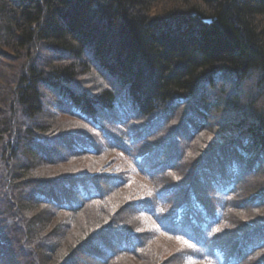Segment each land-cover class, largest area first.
<instances>
[{
  "label": "trees",
  "instance_id": "obj_1",
  "mask_svg": "<svg viewBox=\"0 0 264 264\" xmlns=\"http://www.w3.org/2000/svg\"><path fill=\"white\" fill-rule=\"evenodd\" d=\"M162 2L0 0V264H39L33 255L43 264L72 263L71 256L96 264L139 245L143 251L134 256L146 253L152 264H167L164 256L141 248L152 227L141 228L123 215L129 204L112 195L113 177L81 180L68 167L58 174L50 170L69 156L98 151L64 128L77 120L54 125L50 111L69 113L100 132H107L106 117L122 125L130 118L160 116L169 131L184 125L190 137L188 150L183 146L186 156L196 148L192 165L185 166L194 167L192 181L181 186L170 180L178 168L161 161L168 155L163 146L157 153L134 154L132 164L143 178L151 177L147 171L154 161L156 168L167 165L156 175H167L165 189L141 201L136 214H145L160 232L202 247L193 257L201 254L214 264H243L264 249V219L246 230L232 225L234 233L242 232L212 242L210 230L216 233L225 222L204 227L212 215L193 183L202 174L211 188L225 193L239 190L240 180L255 172L241 193L264 204V0H171L164 12H156ZM88 74L89 82H100L85 90L71 85ZM209 130L221 135L201 138ZM112 140L109 146L138 152ZM96 203L115 210L84 222L76 233L71 232L76 222L69 227L51 217V210L76 215ZM200 231L206 246L198 240ZM233 246L240 249L233 252Z\"/></svg>",
  "mask_w": 264,
  "mask_h": 264
},
{
  "label": "rangeland",
  "instance_id": "obj_2",
  "mask_svg": "<svg viewBox=\"0 0 264 264\" xmlns=\"http://www.w3.org/2000/svg\"><path fill=\"white\" fill-rule=\"evenodd\" d=\"M181 0H176V3H179ZM162 5L164 7H159L160 10H155L156 12L162 13L164 12V9L166 7H170L171 0H163ZM92 75H82L79 77H76L74 81L71 82V85L74 88H77L79 90H85L87 86H92L98 84L100 81L94 79L93 81L89 82V79ZM254 81V79H252ZM255 82V81H254ZM76 84V85H75ZM90 92V91H89ZM91 93V92H90ZM64 103V102H63ZM63 107V106H62ZM65 108V107H63ZM116 111H111L110 113L113 114ZM50 118L54 119V125L59 124V121H63L66 119H72L77 120L79 123H71L70 125L67 123H64V128L67 130H72L70 133L74 135H79L82 138H86L92 145H94L96 148H98V151L94 152V154L86 153L82 156L78 157H70L69 159L63 160V162L50 165L51 171H53L52 168L55 169V172L62 173L61 170L64 172V168L68 167L70 171L68 173L74 172L81 180H85L84 175H91V176H97L98 181H101L104 175H110L113 177V181L115 183V192L112 194L113 196L119 197L126 201L129 206H123L122 212L123 215L133 221V222H139L141 225V228L145 227H152L151 235L148 234L151 238L148 243V245H141V248H146L148 253H152L154 255L164 256V262L166 261L167 264H214L210 262L207 258L202 259L200 254V259H197L196 256L197 252H201L202 247L195 246L193 244H190L188 240H182L179 238H175L172 236H169L167 234H164L160 232V230L152 224V222L148 219V217L145 214H136L137 211L136 207L140 204L141 201L146 200H152L153 194L157 190H163L165 189V176L163 175L159 177L158 179L156 175H159L161 172H163L166 169L167 165H163L160 168H156L155 165L158 163L154 161V166L150 169H148L147 173L151 175V177H142L138 172L137 169L134 167L132 162L134 161V154L140 153V152H146L149 153H157L158 147L163 146L164 149L162 152H166L168 150V155L164 158H161L162 162L169 163L170 166H176L178 168V171L175 172L171 176V181L181 183V186L184 185L185 182H188L190 176L193 173V168H185L188 165H192V158L191 156H194L196 154V148H193V152H190L189 155L186 156L185 148L187 142H190L189 134L185 132V126L181 125L179 126L178 131L176 129L170 130L169 123L165 122V120H162L160 116L154 117L150 116L149 118H142L135 117L130 118L127 122L124 124H117L116 122H113V120H110L109 117H106L107 121L106 124L103 123V127L106 128L107 132H100L98 129H96L93 125L88 124L81 119H76L74 117H71L69 113H62L61 111H50L49 113ZM183 121V119L180 120V123ZM89 122V121H87ZM139 123L140 125H136ZM179 124V122H178ZM140 126H145L144 128H141ZM131 127H134L136 131L132 130ZM182 127V128H181ZM174 128V127H172ZM176 128V127H175ZM213 126L210 128L212 129ZM161 131H166L167 135H164L161 133ZM219 131V130H218ZM215 131V132H218ZM229 131V130H225ZM205 132V136L203 135L201 138L205 139V137H209L213 135L215 138V135H221L220 133H215L211 130ZM224 132V131H223ZM222 133V132H221ZM150 135V136H149ZM180 135L182 138L178 137ZM139 137L132 141L130 138L132 137ZM149 136L148 139L142 141L141 138ZM112 138L116 141V143L123 142L130 146L137 149L138 152H136L134 149H132L130 152H124L121 147L115 148L112 146H109L106 141L112 142ZM126 141V139H128ZM192 141V140H191ZM180 142V144H178ZM225 142V141H224ZM159 145V146H157ZM157 146V147H155ZM193 146V145H192ZM74 150H78L79 148L70 146ZM188 150V147H186ZM198 149V148H197ZM182 152V158L180 159ZM60 154V153H59ZM67 154V153H66ZM194 154V155H193ZM160 169V170H158ZM72 170V171H71ZM199 175V174H198ZM249 175V174H248ZM101 177V178H100ZM255 177V172H252L250 176L244 180L245 178H242L240 180L239 184V190L237 188L234 191H227L225 193H222L218 190H215L214 188H211V185L208 184L207 179L200 174L198 176V182L196 180V191L200 195L201 198L205 200V203L212 215V217L209 219V221L204 223V227H209L212 222H225L224 227H219V230L214 232V228L210 230V235H212L211 241L212 242H219L227 237V236H234L237 234H240L242 232V229H235L231 230V226L235 225L237 228H243L246 230V226H253L264 219V204H259L260 201H256L255 199H251V196L253 194H243L241 193L242 186L245 183L250 182V180ZM146 179L150 180L147 181ZM192 181V178L189 180ZM243 181V182H242ZM242 182V183H241ZM199 183V184H198ZM122 189L120 190V188ZM187 187H184V190L182 192L181 199H186V192ZM124 191V192H123ZM89 192V191H88ZM176 192V191H174ZM180 194V192L178 193ZM251 194V195H250ZM164 197L162 199L166 198V194L163 195ZM170 197V196H169ZM168 197V198H169ZM89 199H92L91 197ZM117 199H112V201H115ZM111 201V203H112ZM248 205L245 207L244 202ZM93 201L89 202L88 204H93ZM108 202V201H107ZM98 204V205H96ZM94 206L87 208L83 212H79L78 214H74V212H66V211H55L51 210L50 213H52L51 217L55 220L57 219L59 222L64 223L68 225L69 227H72L73 225H70L72 222H76L77 226L73 229L71 228V232L76 233L77 229H80L81 225H86L90 222H95L96 219L94 217L108 213L111 214V210H115L114 206H111L109 203H104L103 205L100 203H96ZM118 204V202H117ZM133 204V206L130 208V205ZM96 205V206H95ZM237 207V208H233ZM105 207L109 208L106 209ZM120 213V212H119ZM75 216H74V215ZM122 213H120L121 215ZM255 216H258L257 219H255ZM83 222V223H82ZM88 222V223H84ZM198 222H202V219L199 217ZM85 227V226H84ZM264 230L263 227H260ZM259 229V228H258ZM258 229H255L252 233L256 234V231H259ZM202 232L199 233L198 240H201L205 246L208 244V241L205 239V237L202 236ZM264 234V233H263ZM79 236L77 235V238ZM105 237V236H104ZM76 238V236H75ZM76 238V239H77ZM98 241V240H97ZM99 242V241H98ZM228 242V241H227ZM227 242H224L223 244H226ZM231 244L236 243V241L229 242ZM222 244V245H223ZM240 249V247L233 246L232 251L236 252ZM38 251V248L35 249V252ZM143 250L139 248L135 250L133 253H128L126 251L119 250L116 254H119V256L114 259H108V262H100L96 264H135L137 260H140L141 262L139 264H152L154 259L149 256H144V254H139L138 256H134L141 252ZM261 252H257L252 259H246L243 264H257L258 261H261L264 258V249L260 250ZM104 256H105V252ZM180 253L181 255L179 257H176V254ZM244 255V252H242ZM243 255L241 257H243ZM33 259L39 264H43V259H38L35 255L32 256ZM73 258V259H72ZM39 260V261H38ZM77 258L74 256H71L72 263H69L66 261L67 264H80L81 262L76 261ZM19 259L17 260V262ZM32 261V260H31ZM61 261V260H59ZM88 262V261H85ZM84 262V263H85ZM90 262V261H89ZM62 263V264H66ZM46 264V261L45 263ZM59 264V263H57Z\"/></svg>",
  "mask_w": 264,
  "mask_h": 264
},
{
  "label": "bare ground",
  "instance_id": "obj_3",
  "mask_svg": "<svg viewBox=\"0 0 264 264\" xmlns=\"http://www.w3.org/2000/svg\"><path fill=\"white\" fill-rule=\"evenodd\" d=\"M136 125H140L139 123H137ZM183 217H184V215H183Z\"/></svg>",
  "mask_w": 264,
  "mask_h": 264
}]
</instances>
